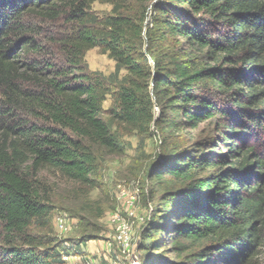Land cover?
<instances>
[{
    "label": "trees",
    "instance_id": "trees-1",
    "mask_svg": "<svg viewBox=\"0 0 264 264\" xmlns=\"http://www.w3.org/2000/svg\"><path fill=\"white\" fill-rule=\"evenodd\" d=\"M128 1L0 0V264L83 256L89 236L41 232L54 211L46 174L88 194L97 153L123 155V136L153 127L165 190L146 260L264 264V0H134L154 9L147 25ZM94 48L114 60L110 75L89 68ZM204 123L208 134L172 141Z\"/></svg>",
    "mask_w": 264,
    "mask_h": 264
},
{
    "label": "rangeland",
    "instance_id": "rangeland-1",
    "mask_svg": "<svg viewBox=\"0 0 264 264\" xmlns=\"http://www.w3.org/2000/svg\"><path fill=\"white\" fill-rule=\"evenodd\" d=\"M111 4L95 2L92 10L104 16L112 13ZM126 14L141 17L146 14L144 25L154 16L150 3L142 5L129 0ZM85 60L91 70H98L105 75L115 71L113 59L103 54L99 48L87 52ZM124 74V72H122ZM112 98H107L105 109L111 108ZM155 112H159L157 108ZM210 132L206 123L199 129L181 130L172 141H181L184 145L190 144L199 134ZM130 146L123 155H108L98 152L99 186L88 194L82 193L79 186L62 178L59 175L46 174L45 182L51 191L54 207L52 223L42 233L60 241H79L85 236L89 240L85 243L83 259L74 253L64 254L68 264H127L128 256L117 248L115 237L117 231L111 223L114 212H120L130 226L133 253L138 256L140 264H148L146 252L141 248L142 236L145 227L150 223L155 208L161 202L165 186L155 177L154 167L162 163V134L159 129L152 128L148 136H139L135 133L122 137ZM85 191V190H84ZM134 199L132 207L128 204ZM59 219H63L66 229H62ZM109 242L112 246H108ZM62 252L69 251L70 246L60 247ZM157 251L153 252L154 258ZM152 256V257H153ZM67 257V258H66ZM167 258H174L175 253L168 251ZM264 258V254L263 257Z\"/></svg>",
    "mask_w": 264,
    "mask_h": 264
},
{
    "label": "built area",
    "instance_id": "built-area-1",
    "mask_svg": "<svg viewBox=\"0 0 264 264\" xmlns=\"http://www.w3.org/2000/svg\"><path fill=\"white\" fill-rule=\"evenodd\" d=\"M133 202L134 199L131 200V202H129L128 204L129 208L132 207ZM110 220L111 223L115 226V230L117 231V235L115 237L117 248H119L124 255L128 256L129 262L127 264H140L138 256L135 254V252L133 253V249H131L132 248L131 230L125 218L120 214V212H114ZM59 224L62 229H66L63 219H59ZM108 246L109 247L112 246V243L109 242ZM80 257L81 259H83V256ZM64 259H65V255H64ZM84 264H90V261H86Z\"/></svg>",
    "mask_w": 264,
    "mask_h": 264
}]
</instances>
